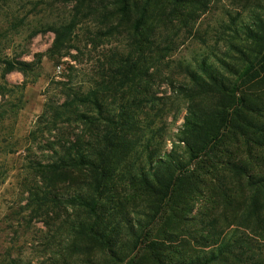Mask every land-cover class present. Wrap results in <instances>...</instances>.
<instances>
[{"label": "rangeland", "instance_id": "1", "mask_svg": "<svg viewBox=\"0 0 264 264\" xmlns=\"http://www.w3.org/2000/svg\"><path fill=\"white\" fill-rule=\"evenodd\" d=\"M157 3L148 26L134 30L138 12L124 15L117 0H0V261L155 264L144 244L157 240L152 255L171 264L241 235L252 241L241 248L246 254L264 251V234L245 219L249 180L264 181V79L230 91L259 50L253 32H264V0ZM50 24L72 27L60 49L52 50V31H39ZM4 59L31 67L6 73ZM202 61L227 89L196 85L190 75ZM241 94L245 103L233 110ZM88 95L96 105L80 101ZM223 107L236 112L230 127L194 157L185 116ZM104 136L118 138L116 146ZM108 144L114 148L101 172L111 179L98 186V204L107 210L100 220L115 226L114 251L77 239L86 216L67 202L90 194V171L66 158ZM163 153L187 175L180 193L175 182L165 198L156 183L132 177L153 170ZM63 157L61 170H48L42 182V170ZM240 251L231 252L243 260Z\"/></svg>", "mask_w": 264, "mask_h": 264}, {"label": "trees", "instance_id": "2", "mask_svg": "<svg viewBox=\"0 0 264 264\" xmlns=\"http://www.w3.org/2000/svg\"><path fill=\"white\" fill-rule=\"evenodd\" d=\"M118 10L124 15H128L133 10L138 12V17L134 23V30H142L144 27L148 26V20L156 9V5H158L157 0H141L138 5L136 2H132L134 0H117ZM172 1V5H174V0ZM39 31H52L54 33V41L52 45V50L60 49L64 42L68 39L69 35L72 33V27L68 24H50L46 25ZM256 36V41H260L259 50L254 56L248 57L246 61H244V66L241 68L239 72H237V78L230 83L232 94H236V92L243 91L245 87H249L251 83H254L258 79H264V32L258 34V32H253ZM259 53V55H258ZM3 63L4 71L8 73L14 68L20 69L23 72H26L31 67V64L26 61H11L9 59H4ZM259 65L262 68L261 72L257 71V66ZM200 72H194L197 74H191L190 78L195 81L197 86L204 87L208 85L209 87H213L210 89L216 90H224L227 89L221 81L217 79L214 73H211L207 68H205V61H202L199 66ZM202 72V73H201ZM191 73V72H190ZM199 73V74H198ZM133 81V78L131 79ZM95 93H90L89 95H94ZM89 95L84 96V98H80L82 103L89 102L94 103L96 105V101L94 99H88ZM245 103L244 94L236 96V105L233 107V110H236L238 107ZM127 113V111H124ZM234 111H231V108L223 107L221 109H211L209 112L199 111L198 109H191L190 112L185 116V128L187 130L185 141L186 145L189 147L190 151L195 153L194 157H198L200 154L206 153V150L212 143L219 141L222 138L223 134L230 127V122L234 117ZM131 117L130 115L128 116ZM127 123V120H126ZM115 134V133H114ZM116 135V134H115ZM104 141L109 142V144H114V142L118 141L117 139L109 138L108 136H104ZM121 141V140H120ZM105 147L102 149H90L85 150L86 152H82L78 150L75 152V158L68 159L71 162H77L80 165L87 168L90 171V176L87 186H90V194H76L73 196H69L67 198V202L72 206H77L81 208L86 216L84 221L78 222L76 226V237L78 240L83 241L84 244L89 243L95 245L97 248H103L106 250L114 251L113 245L115 244V226L108 225L103 220H100L99 215L107 210H104L103 206H99V197H98V186H107L111 177L109 176V172L102 173V170H105L107 167V158L106 151L112 150L113 146ZM116 146V144H114ZM105 151V152H104ZM205 151V152H203ZM65 158H59L47 165L44 170L41 172V181L44 182L46 177L44 173L50 171L61 170V164L64 163ZM99 162V163H98ZM154 169H143L138 170L140 173L132 174V177L136 179L138 182L148 185L149 183H156V189L158 193L165 198L168 196L169 192L172 190L173 185L176 184L175 189L179 190L180 193L181 186L180 184L183 182L184 178L187 175L182 174L181 171L184 169L179 167V164L174 162L171 158V154L163 153L159 155L154 162ZM100 169V172H99ZM231 169L234 170L237 174L245 173L246 169L244 165L233 163L231 164ZM107 175V176H106ZM106 176V177H105ZM149 178H152L153 181H150ZM250 186L248 189L250 194L248 196V201L246 204L247 215L255 220V223L258 224L262 234H264V219H261L260 216L264 215V181L260 178L256 180H249ZM254 185V186H252ZM181 197V194H180ZM103 209V210H102ZM248 216V217H247ZM258 235V234H257ZM261 234H259L260 236ZM258 236V238H260ZM261 239V238H260ZM264 239V238H263ZM140 238V242H141ZM157 240H147L146 246L147 250L150 251V256L153 257V261L155 264H162L160 258L157 255H152L153 251L159 250ZM252 244L251 238H247V236H238L234 241L225 240L221 242L218 246V249L208 251L204 253V255L199 256L195 255L193 257L188 258H180L177 259L171 264H264V251L260 249V247H255V251H251V254H246L241 248L250 247ZM87 245V244H86ZM235 248L240 249L242 256H245V259H241L238 255L233 254L231 251ZM254 248V247H253ZM254 248V249H255ZM255 253V254H254ZM254 254V255H253ZM233 255L234 257H230ZM258 256V261L254 262L253 257ZM241 256V257H242ZM7 259L5 261H0V264H23L18 259L6 256ZM159 261L157 263V259Z\"/></svg>", "mask_w": 264, "mask_h": 264}]
</instances>
